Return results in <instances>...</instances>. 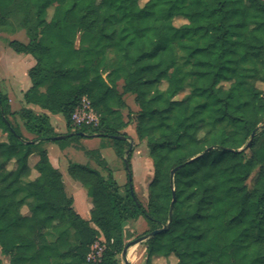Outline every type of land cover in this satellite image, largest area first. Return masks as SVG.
<instances>
[{"label": "trees", "instance_id": "trees-1", "mask_svg": "<svg viewBox=\"0 0 264 264\" xmlns=\"http://www.w3.org/2000/svg\"><path fill=\"white\" fill-rule=\"evenodd\" d=\"M140 1L0 0V31L25 30L29 39L8 46L35 61L24 107L12 112L0 90V254L8 264H118L124 227L139 218L151 226L145 236L168 223L146 240L145 264L170 256L175 264H264V0ZM175 18L185 23L177 27ZM186 83L189 94L177 99ZM125 95L134 97V133L153 168L145 207L131 186ZM83 98L95 126L72 125ZM47 113L63 118L65 135L54 132ZM11 117L34 138L25 139ZM81 138L107 139L127 171L121 193L110 172L105 178L68 165L89 199L88 220L74 211L61 174L39 148L51 142L64 149ZM86 155L106 168L98 151ZM21 191L31 199L26 204ZM68 231L74 246L62 250ZM100 238V257L90 261Z\"/></svg>", "mask_w": 264, "mask_h": 264}, {"label": "rangeland", "instance_id": "rangeland-1", "mask_svg": "<svg viewBox=\"0 0 264 264\" xmlns=\"http://www.w3.org/2000/svg\"><path fill=\"white\" fill-rule=\"evenodd\" d=\"M145 0L140 1L142 5ZM53 12V8L48 9L47 11V21L50 19ZM185 21L181 18H175L173 24L175 26H181ZM17 41L22 44H27L29 39L25 30H1L0 31V90L7 94L10 108L12 112H17L19 109L24 107L22 102V94L30 87V81L27 76L28 64L24 57L27 55L16 54L8 46L9 42ZM79 38L77 37L75 41V46L78 47ZM29 57V56H28ZM175 59L177 64L182 68L183 71H188L190 68V62L186 59L184 53L179 49L175 50ZM113 61L112 54H107L106 63L109 65ZM166 87L165 84L161 85V89ZM222 87H227V84H222ZM258 87L264 92V84H258ZM118 90H121V82L117 85ZM190 86L189 83H186L183 92H181L176 98L181 99L183 96L189 94ZM124 102L127 105L122 113L124 121L127 122L126 134L127 136L132 135L135 137V140L131 139L128 141L129 147L126 144L125 148L131 151L130 157V173L132 181V189L135 197L138 201L145 207L147 200V187L151 181L152 176V164L151 160L148 157V151L145 145V142H140L136 139L134 133V125L136 115L138 113V108L134 103V97L132 95H125ZM59 122L56 125L54 118L51 120L52 125L57 127L59 130V135H65L67 133L66 123L63 118L58 115ZM10 122L16 126L21 135L25 139L33 138L32 135L28 134L22 122L16 117H11ZM130 138V137H129ZM5 136L0 132V140H4ZM43 147L47 150L48 156L50 158L51 164H58L57 169L62 177V182L64 185L65 193L68 197L73 198L74 204L73 209L80 213L82 211V206L84 199H87L84 189L80 186L79 183L73 181L68 175L67 168L70 163L79 164L88 167L91 170L97 171L103 177H107L108 173L112 174V177L118 187L120 188L121 193L124 191V186L127 183V171L123 161L116 155L114 148L110 145V142L107 139L102 138H81L75 143L71 144L65 150L60 149V147L51 142L43 143ZM84 150L88 151H99L102 159L106 164V168L103 169L97 165V163L90 159ZM249 153H247V156ZM36 156H32L29 164L32 166L33 160H36ZM255 174L248 179L246 182L247 186H250L252 180L255 177ZM37 176L36 172L32 170L30 178L33 179ZM25 182V181H24ZM17 198L25 201L26 204L31 199L23 192L17 194ZM88 200V199H87ZM89 203V200H88ZM88 219L89 210L87 211ZM21 214L24 216L29 215L26 205H23L21 209ZM151 226L143 218H139L137 221H130L124 227V241L126 244L134 242L140 237L145 236V232H149ZM102 238L98 239L91 247L88 259L90 261H95L99 259L102 251ZM74 246V239L71 231H68L67 236L61 243V249L66 250ZM118 264H145L146 263V240H143L140 243H136L127 251L126 257L118 255L117 257ZM152 264H175L176 259L173 256L168 258H157L154 257L151 260ZM0 263L8 264V259L0 254ZM56 264H62L60 261H54Z\"/></svg>", "mask_w": 264, "mask_h": 264}, {"label": "crops", "instance_id": "crops-1", "mask_svg": "<svg viewBox=\"0 0 264 264\" xmlns=\"http://www.w3.org/2000/svg\"><path fill=\"white\" fill-rule=\"evenodd\" d=\"M25 59H26V62H27V64H28V68H27V71L35 64V61H34V59L32 58V57H24ZM36 114H40V113H43V111H41V110H39L38 108H36V107H30ZM48 114V113H47ZM48 117H49V120H50V124H51V126L53 127V130H54V132L56 133V134H58V132H59V130L57 129V127H55L54 125H52V123H51V120L54 118V120H55V124L57 125L58 124V122H59V118H58V115H52V114H48ZM134 129V128H133ZM124 132L126 133V129L124 130ZM129 137L131 138V139H133V140H135V137H133L132 135H130L129 134ZM34 138V137H33ZM33 138H30V139H28V140H32ZM71 146V145H70ZM70 146H68V147H70ZM68 147H65L64 149H62V150H65V149H67ZM39 148L40 149H43V150H45L46 151V153H47V156H48V152H47V150L43 147V143L42 144H40L39 145ZM61 149V148H60ZM88 150H84V152L86 153ZM97 151V150H96ZM99 152V151H98ZM99 154H100V152H99ZM100 156H101V154H100ZM48 159H49V161H51L50 160V158H49V156H48ZM50 164H51V162H50ZM52 165V164H51ZM58 164H53L52 165V167H54L55 169H57V166ZM58 170V169H57ZM85 191V190H84ZM86 193V192H85ZM73 199V198H72ZM88 199V198H87ZM87 199H84V202H83V206H82V211H80V213H78V212H76L75 210V212L77 213V214H79L80 215V217H82L84 220H88L89 219V216H88V219H86L85 217L87 216V211H88V200ZM73 204H74V200H73ZM73 204H72V208H73Z\"/></svg>", "mask_w": 264, "mask_h": 264}, {"label": "built area", "instance_id": "built-area-1", "mask_svg": "<svg viewBox=\"0 0 264 264\" xmlns=\"http://www.w3.org/2000/svg\"><path fill=\"white\" fill-rule=\"evenodd\" d=\"M71 120L74 127L82 125L95 126L97 124V117L91 109L89 102L85 98L81 100L80 105L73 112Z\"/></svg>", "mask_w": 264, "mask_h": 264}, {"label": "water", "instance_id": "water-1", "mask_svg": "<svg viewBox=\"0 0 264 264\" xmlns=\"http://www.w3.org/2000/svg\"><path fill=\"white\" fill-rule=\"evenodd\" d=\"M262 128L264 129V124L262 125ZM258 130H259V127L256 128V129L252 132V134L250 135V140L254 137L255 133H256ZM60 139H62V136H57V137L54 138V140H60ZM178 168H179V167L173 169V170L170 172V176H171V177L174 175L175 171H176ZM173 202H174V197H173V194H172V201H171V204H170L169 218L171 217V210H172ZM167 227H168V223H167V225H166L165 227H162L161 229H158V230H154V231L150 232L147 236L140 237V238H138L137 240H135L134 242H131V243L126 244V245L124 246L123 250H122L121 256L125 258V257H126V254H127V251H128V249L130 248V246H132V245H134V244H136V243H140V242H142L143 240H147L148 238L153 237V236H155V235L161 233L162 231H165V230L167 229Z\"/></svg>", "mask_w": 264, "mask_h": 264}]
</instances>
